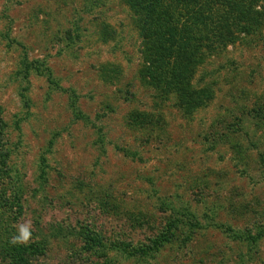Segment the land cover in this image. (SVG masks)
Masks as SVG:
<instances>
[{
    "label": "rangeland",
    "instance_id": "rangeland-1",
    "mask_svg": "<svg viewBox=\"0 0 264 264\" xmlns=\"http://www.w3.org/2000/svg\"><path fill=\"white\" fill-rule=\"evenodd\" d=\"M141 26L0 0V264H264V23L191 66L182 108Z\"/></svg>",
    "mask_w": 264,
    "mask_h": 264
},
{
    "label": "trees",
    "instance_id": "trees-1",
    "mask_svg": "<svg viewBox=\"0 0 264 264\" xmlns=\"http://www.w3.org/2000/svg\"><path fill=\"white\" fill-rule=\"evenodd\" d=\"M123 2L142 25V61L148 81L166 91V97L173 87L181 108L194 103L184 90L190 87L191 66L221 54L235 45L240 35L250 36L264 23V0ZM90 238L99 244L95 237ZM234 239L241 240L242 235L235 234Z\"/></svg>",
    "mask_w": 264,
    "mask_h": 264
},
{
    "label": "clouds",
    "instance_id": "clouds-1",
    "mask_svg": "<svg viewBox=\"0 0 264 264\" xmlns=\"http://www.w3.org/2000/svg\"><path fill=\"white\" fill-rule=\"evenodd\" d=\"M31 237V233L28 227H22L20 229V236L16 237L13 242L27 243Z\"/></svg>",
    "mask_w": 264,
    "mask_h": 264
}]
</instances>
